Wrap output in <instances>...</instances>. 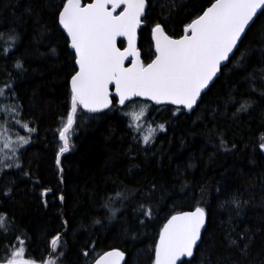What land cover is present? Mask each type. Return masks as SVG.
Masks as SVG:
<instances>
[{
  "label": "trees",
  "instance_id": "1",
  "mask_svg": "<svg viewBox=\"0 0 264 264\" xmlns=\"http://www.w3.org/2000/svg\"><path fill=\"white\" fill-rule=\"evenodd\" d=\"M86 1L90 0H83ZM152 2L155 7L140 30L139 47L145 62L153 58L154 52L150 27L159 22L170 35L179 36L207 0H181L185 6L167 20L161 15L163 0ZM61 3L62 0H0V32L15 29L20 34L15 56L28 69L18 74L12 54L0 56V89L12 82L19 104L23 105V111L14 116L0 111V146L4 137L10 141V147L0 153V168L4 163L21 165L4 169L0 176V212L14 218L18 226L15 235L23 231L29 237L31 246L26 241V255L30 253L39 260L43 253L47 258L50 240L60 233L66 244L64 264H91L93 257L114 247L126 253L124 264H151L149 253L172 209H192L199 202L209 211L210 220L191 264H264V152L258 147V136L264 132V99L249 92L245 70L234 67L239 53L236 60L222 67L206 95H202L203 103L191 113L183 109L174 115L175 107L156 106L144 100L133 106L150 105L149 114L154 113L157 121L166 126L165 131L153 135L154 142L148 145L143 143L141 133L127 127L130 118L121 111L85 113L78 109L76 131L70 134V151L59 157L57 165L56 154L63 143L58 129L70 111V74L74 67L78 68L74 66L69 41L66 45L62 30L53 23V13ZM29 8L33 14H29ZM37 12L51 29L41 43L34 41L39 31L35 23ZM260 30L258 20L240 47V52L249 49V70L260 66ZM51 48L56 49V55L50 54ZM25 49L33 55L23 56ZM230 94L237 99L250 96L256 104L250 113L233 118L238 105H225ZM15 103L0 97V109L12 108ZM28 128L35 131L29 132ZM217 133L223 134L229 146L234 142L237 147L230 152L219 149ZM19 136L29 138V143L19 146ZM152 184L156 188L146 196ZM8 187L13 191L5 197L3 191ZM217 187L225 193H238L248 201L239 217L234 209L220 207L224 196L215 191ZM202 188L206 204L201 202ZM45 189L51 191L42 196ZM122 189L129 190L130 198L117 218L109 221L100 205L107 196ZM61 194L63 201L59 200ZM142 202L156 209L152 218L139 212ZM230 214L238 230L249 228L253 233L246 257L224 246ZM95 219L101 223L94 224ZM65 220L67 226L62 223ZM12 242L15 241L0 237V246ZM82 249L89 251L88 257L81 255Z\"/></svg>",
  "mask_w": 264,
  "mask_h": 264
},
{
  "label": "snow or ice",
  "instance_id": "2",
  "mask_svg": "<svg viewBox=\"0 0 264 264\" xmlns=\"http://www.w3.org/2000/svg\"><path fill=\"white\" fill-rule=\"evenodd\" d=\"M184 6L181 0H163L162 18L167 20ZM154 7L152 0H91L88 3L83 0H62V3L56 6L53 23L57 30H62L61 35L65 36L66 45L70 41L69 46L74 50L73 63L78 66V69L74 67L70 74V111L66 118L62 119V127L58 129L59 140L63 143L56 154L57 165L60 164L59 157L70 151V133L76 131L74 125L77 124L78 109L89 113L119 110L123 116L130 117L126 122L127 127L139 133L143 127L140 121L144 118L146 109H141L138 113L127 111L140 102L139 98L152 101L156 105H174V115L183 109L192 112L203 103L202 93L206 95L205 90L218 78L222 67H227L236 60V53H239V59L234 67L245 70L244 80L248 84L249 92L264 99V0H207L199 14H195L190 18V22L184 25L179 38L169 35L165 25L154 23V26L150 27V37L154 44L153 58L145 63L137 44L140 40V30L148 22ZM27 11L33 14L31 8ZM258 20L261 21L260 66L251 67L249 70V49L240 52V47L256 27ZM35 23L39 31L34 41L41 43L50 34V25L41 21L38 12L35 13ZM0 41L3 42L0 44V56L8 57L11 53L18 74L27 72L24 61L15 56V52L19 51L20 34L15 29L7 33L0 32ZM36 51L38 52V49ZM50 54L56 55V49L51 48ZM22 55L27 57L33 53L25 49ZM0 97L4 101H16L12 108L4 107L0 111L13 116L23 111V105L19 104V97L12 82L4 84L3 89H0ZM228 104L238 105L233 113V118H236L241 113H250L256 101L250 96L237 99L230 94L225 101V105ZM158 128L160 131L166 130L163 124L158 125ZM28 131L33 132L35 129L28 128ZM154 132L155 129H152L150 134L143 137L145 145L154 142L151 134ZM217 135L219 149L230 152L237 147L234 142L229 146L223 134ZM133 139L136 137L133 136ZM258 141L259 149L264 152V132L259 134ZM16 143L19 146L27 145L29 138L19 136ZM3 147H10L7 137H4ZM15 152L16 149H13L14 156ZM16 159L18 160V157ZM14 167L21 168V165L4 163L0 168V176L4 175V169ZM60 171L63 172V168ZM24 175L28 173L25 172ZM155 188L156 185L152 184L149 193L145 195H149ZM12 191V187H8L3 191V195L9 197ZM50 191L51 189H45L41 195L46 196ZM215 191L224 196L220 207L234 209L237 217L248 204L238 193H225L219 187ZM203 192L202 188L201 202L206 204ZM130 195L128 189H122L103 200L100 207L106 210L105 215L109 221L117 218V213L123 210ZM64 199L61 194L59 200ZM138 210L147 219L152 218L156 211L144 202L139 204ZM209 220V211L200 206L199 202L192 210L174 207L158 234V242H154L151 248V264H191V258L196 255L204 241L203 234L207 232L206 224ZM138 222L144 223L143 220ZM62 223L67 226L68 221ZM93 223L100 224L101 220L95 219ZM17 230L14 218L0 212V237L15 241L0 246V264H64L66 244L62 241L60 233L49 242L51 251L48 258H44L41 253V259L37 260L30 253L26 255V241L29 246L31 242L23 231L19 236L15 235ZM132 239L136 237L133 236ZM252 241L251 229L238 230V226L232 223L230 214L224 230V246L235 249L243 258L248 255ZM91 247L94 250V242ZM81 255L88 257L89 251L82 249ZM125 255L120 249H112L93 257L92 264H121Z\"/></svg>",
  "mask_w": 264,
  "mask_h": 264
},
{
  "label": "rangeland",
  "instance_id": "3",
  "mask_svg": "<svg viewBox=\"0 0 264 264\" xmlns=\"http://www.w3.org/2000/svg\"><path fill=\"white\" fill-rule=\"evenodd\" d=\"M141 109H146V114L144 116V118L140 121L142 127V131H140L139 133L142 134V136L144 137L145 135L150 134V131L152 129H155L154 133H151L152 135H154L157 131H160L158 128V125H160V123L157 121V119L155 118V114H149V111H151V107L148 104H144L143 106L140 107V105H136L135 107H133V111L135 112H140ZM164 109V108H163ZM176 109V108H175ZM174 109V111H175ZM161 110V109H158ZM131 112V111H130ZM130 118V117H129ZM147 122V123H146ZM165 129L166 126L164 125ZM0 132L3 133V131L0 129ZM71 134V133H70ZM1 145V144H0ZM4 145V144H3ZM0 146V153L4 152V147Z\"/></svg>",
  "mask_w": 264,
  "mask_h": 264
},
{
  "label": "water",
  "instance_id": "4",
  "mask_svg": "<svg viewBox=\"0 0 264 264\" xmlns=\"http://www.w3.org/2000/svg\"><path fill=\"white\" fill-rule=\"evenodd\" d=\"M89 2H91V1H89ZM88 3V2H87ZM119 11V10H118ZM170 35V34H169ZM180 37V36H179ZM179 37H175V36H173V38H179ZM139 42V41H138ZM125 43H126V41H125ZM119 45V44H118ZM125 46H126V44H125ZM137 46H138V44H137ZM141 58H142V56H141ZM131 59V58H130ZM143 59V58H142ZM128 65V62H126V66ZM220 74H218V76H219ZM211 85H209V87H210ZM208 89H206L205 90V92L207 91ZM202 95H203V93H202ZM139 99H141V100H144L143 98H139ZM147 101V100H146ZM151 103H153L154 105H156L154 102H152V101H150ZM163 105V104H162ZM171 105V104H170ZM157 106H159V105H157ZM174 106V105H173ZM188 113H191V112H189L187 109H185ZM85 112H87L86 110H84ZM105 111V110H104ZM89 113V112H88ZM187 210H192V209H187ZM167 222V221H166ZM165 222V223H166ZM163 227V226H162ZM162 229V228H161ZM112 249H117V248H111V249H108V250H106V251H110V250H112ZM105 252V251H104ZM125 261H126V256H125V260L124 261H122L121 262V264H124L125 263Z\"/></svg>",
  "mask_w": 264,
  "mask_h": 264
},
{
  "label": "bare ground",
  "instance_id": "5",
  "mask_svg": "<svg viewBox=\"0 0 264 264\" xmlns=\"http://www.w3.org/2000/svg\"><path fill=\"white\" fill-rule=\"evenodd\" d=\"M69 45H70V41H69ZM70 47V46H69ZM74 51V50H73ZM78 67V66H77ZM78 69V68H77ZM167 221V220H166ZM158 239H159V236H158ZM158 239H157V242H158ZM185 259H187V258H185Z\"/></svg>",
  "mask_w": 264,
  "mask_h": 264
}]
</instances>
